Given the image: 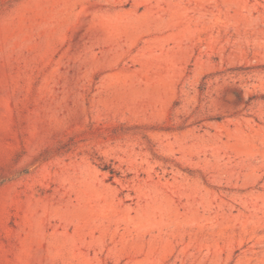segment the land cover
<instances>
[{"label": "rangeland", "instance_id": "1", "mask_svg": "<svg viewBox=\"0 0 264 264\" xmlns=\"http://www.w3.org/2000/svg\"><path fill=\"white\" fill-rule=\"evenodd\" d=\"M0 264H264V0H0Z\"/></svg>", "mask_w": 264, "mask_h": 264}]
</instances>
